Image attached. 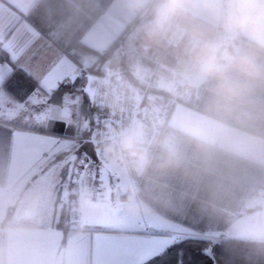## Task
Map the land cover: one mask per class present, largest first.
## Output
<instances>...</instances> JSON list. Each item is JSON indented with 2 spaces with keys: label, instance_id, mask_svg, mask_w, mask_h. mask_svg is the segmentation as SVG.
Returning a JSON list of instances; mask_svg holds the SVG:
<instances>
[{
  "label": "crops",
  "instance_id": "crops-1",
  "mask_svg": "<svg viewBox=\"0 0 264 264\" xmlns=\"http://www.w3.org/2000/svg\"><path fill=\"white\" fill-rule=\"evenodd\" d=\"M157 1L174 10L173 17L170 13L158 17L161 21L163 19L165 27L161 35H166L168 40L167 46L164 43L160 46L164 51L170 52L168 55L171 63L166 53H163L164 58L171 65L176 63L180 67L177 83L170 85L174 82L173 71L165 68L158 76L151 75L150 84L153 82L155 84L152 89L135 75L142 77L145 69L136 72L125 54L119 55L116 62L119 70L117 73H123L126 79L127 85L123 86L124 90L140 97L144 107H151L152 103L157 104L158 98L155 95L153 99H148L150 90L164 97L161 101L163 115L158 111L164 124L163 130L157 148L147 163L146 175L141 177L139 182L144 193L137 210L140 218L133 222L124 218L125 221L115 227L99 216H90L86 223L78 225L80 219L75 216L77 222L72 225L71 231L63 240L61 231L55 227L60 210L54 211L50 224L46 226L9 222L12 212L10 209L9 213L8 209L12 208L11 202L16 192L11 196L12 189L7 187L8 182L4 180V185L0 187V264H93L97 235L139 234L125 230H134L141 224H150L165 230L170 225H175L187 236L214 241L226 238L264 241V194L256 198V201L250 200L252 191L253 195L258 194L260 190L264 191V185L259 186L257 181L259 178L264 179V172L252 165L264 169V138L205 114H214L227 122L264 134V125L261 130L256 116L258 110L264 109V96L261 101L259 96L260 88L261 94L264 95V87L255 86L258 84L255 81L259 80L260 75L250 74L242 67L232 66L229 71L224 70L221 76H201L191 55L194 42L188 39L182 51L178 50L186 35L184 21L187 19V23L199 22V25L210 28L208 31L210 37L217 32L219 16L213 7L214 0H149L148 5L158 3ZM65 3L66 0H0V47L10 42L32 39L33 43L26 56L37 53V60L43 58L44 63L58 66L69 73L70 77L75 78L72 84L74 86L83 75L91 74L88 70L97 61V59L91 61V57L98 58L99 54L111 50L115 52L119 47L129 52L125 48L122 49L121 40L112 48L111 46L129 30L133 21L142 12L135 14L130 12L126 0H113L91 27L83 30L77 28L75 24L67 25L63 22L62 19L70 14L72 9L81 11L75 3L69 2L70 8ZM62 11H65L64 14H58ZM72 34L80 36L82 46L89 49L88 52H78L80 57L76 61L73 58L77 49L69 43L73 40ZM189 36H193L191 31L187 38ZM246 38L253 42L252 39ZM68 46L70 49L67 52L72 54L73 58L62 51V48ZM4 57H7V53H0V61L7 60ZM160 66L161 64L154 68ZM187 67H192L193 71H187ZM126 68L129 69L130 75H127ZM105 74L103 77H107V80L118 75L116 69ZM72 86L55 92L52 98L71 92L76 102L69 103L65 112L71 111L74 115V110L79 109L81 118L77 123L73 117L70 121L59 117L63 112L59 105H52L51 115L57 117L56 119L46 123L38 122L49 127L36 126L37 121L36 127L26 125L22 123L24 117L21 116L24 115L12 120H0L19 125L6 126L8 131L15 134L24 131L23 133L32 135L34 139L44 137L50 139L49 135L55 134L42 133L39 130H55L58 125L64 130L76 129V132L80 130L81 139L77 135L76 138L71 137V140L60 139L58 142L70 141L74 142V145L89 142L95 146L91 142V137L87 140L84 134V131L90 129L89 121L94 117V112L91 113L92 103L83 93L84 85L82 87L78 85L76 88ZM174 88L175 92L178 90L176 95L175 92L172 93ZM188 96L191 97L189 100ZM172 98H175L176 102L168 108L167 105ZM42 109H35L31 114L33 112L36 114ZM250 116L255 118L254 123L247 121ZM141 129L139 119L130 133L139 137ZM12 137L13 135L10 137L9 134V138ZM96 150L93 155L82 153L80 156L82 174L76 178L79 180L76 189L77 185L86 187L91 175L98 174L101 178L100 193L108 190L106 185L110 187L118 182L116 164H120L126 174L119 161L100 158ZM75 159L74 164L77 165ZM103 159L108 172L107 182H104L100 171ZM76 165L75 168L78 167ZM251 171H255L254 177L251 176ZM73 192L69 191L67 203L69 200L74 203L72 211L75 214L78 202ZM58 198L59 193L55 196L56 200ZM106 210L110 209L106 206L100 211ZM239 214L240 217H236ZM7 215L9 220L6 221L7 225L3 226Z\"/></svg>",
  "mask_w": 264,
  "mask_h": 264
},
{
  "label": "rangeland",
  "instance_id": "rangeland-1",
  "mask_svg": "<svg viewBox=\"0 0 264 264\" xmlns=\"http://www.w3.org/2000/svg\"><path fill=\"white\" fill-rule=\"evenodd\" d=\"M158 2V1H157ZM152 7V8H151ZM151 9V10H149ZM150 16L148 17L147 15ZM164 13L169 14L172 17L174 16V10L171 8V10L166 7L164 3H155L151 6H147V8L139 14V16L136 18L135 21L131 24V27L129 30L123 35V38H125L124 45H122V49L125 48L129 52H125L124 50H121L120 47L114 51H110V56L106 60L105 65L103 66L104 73H108L109 70L112 71V69H116V76L114 78L116 80H119V82L122 84V86H126V79L123 75V73H117L119 70H117V63L119 60V55H124L129 62L131 63V67L135 69V71H141V69H145L146 72H142L143 76L139 77L137 74H135L140 81L147 83L148 86H151L153 89L155 87L154 82L150 84L151 81V75L160 74L163 69L167 68L171 71H173L172 79L174 82H171L170 85H173L176 82L177 75L179 76V70L180 67L177 66L175 63L174 65H171V58L168 55L167 51H164L161 49V43H164V45L167 46L168 40H166V35H161V33L164 31V22L163 19H159L158 16L163 15ZM171 17V18H172ZM188 19L185 20V28H186V35L184 37L183 42L181 45H179L180 51L185 43H188V39L191 42H195L196 39L202 38V37H210L208 35V31L210 28H207L203 25H199L198 22L193 23H187ZM163 25V28H162ZM217 32L213 34L212 37L218 35L219 33V18H218V25H217ZM202 29H206L203 30ZM196 30V31H194ZM166 31V30H165ZM192 32L193 36H189L187 38V34L189 32ZM242 38L247 39L245 36H239L235 38L234 44L231 48L232 51H230V54L234 57L231 61H225V69L224 70H230V67H241L240 59L242 57H248L253 60L256 69L259 70L256 71L254 75H260L259 80L255 81V83H258L255 86L258 87H264V56L258 53L253 48L247 46ZM193 39V40H192ZM249 40V39H247ZM250 41V40H249ZM173 42V41H172ZM160 46V47H159ZM158 48V49H157ZM160 48V49H159ZM143 49V50H142ZM155 49V50H154ZM132 50V51H130ZM182 51V50H181ZM163 53H166V55L170 58V63L165 60V55ZM178 53V52H173ZM139 55L141 57H139ZM155 55H158L157 60H153V57ZM143 56V57H142ZM79 53H75V58L79 60ZM92 59H97L94 57H91ZM161 64V66L158 68H154V66H158ZM153 66V67H152ZM187 71H193L192 67H187ZM105 74V75H106ZM193 75V74H192ZM190 75V76H192ZM123 76V77H122ZM189 76V77H190ZM105 77V76H104ZM102 77L101 81L107 80V77ZM246 78V77H245ZM179 81V80H178ZM263 84V85H262ZM177 88V87H176ZM178 91V90H177ZM177 91L175 92V95L177 94ZM71 93V92H69ZM179 93V92H178ZM66 93H62L61 95H57L50 100V106L52 105H59L61 106L63 112L62 115L59 116L62 119L69 120L75 118L76 123L78 122L79 118H81L80 110H74V115L69 112H65V110L68 108V104L71 102H76L75 100H69L67 104L63 102V97ZM13 98L17 101L23 100L24 97L19 92L17 93H11ZM154 95L158 98L157 104L152 103V106L147 107L148 109H154L157 112L159 111L161 115H163V105L161 104V101L164 99L162 94H158L155 92H152L150 90L148 92V99H153ZM73 96V95H72ZM140 96V95H139ZM260 101L262 100L263 94H261V88H260ZM138 97V96H137ZM140 98V97H139ZM191 98V97H190ZM189 96L187 97V100L190 99ZM149 103V102H148ZM158 109V110H157ZM44 111V109H42ZM31 116H35V113H30ZM73 115V116H72ZM24 116H21L23 118ZM252 116H250L247 121L250 123H254ZM0 119H8L7 115H5L3 118ZM22 123H25L26 125H29L31 127H49V125H41L36 124L35 126V119H23ZM253 131V130H250ZM24 131H21V133H13L12 131H9L10 137L13 135L12 138H9L8 143V149H7V156H6V165L5 168V180L8 182V188L12 189L10 191L11 196L16 192L15 198L11 202L12 207V217L10 218L9 222L11 223H21V224H32V225H42L46 226L50 224L52 219V214L54 211H59L63 206L67 203V195L69 191H77V202H78V210L75 212H71V221H73L74 217H78L79 222L78 225L84 224L88 221L90 216L100 217V219L106 220L109 222V224L114 225L117 227L120 222L125 221V219H128L129 222H133V220H137L140 218L137 211L135 213L129 212L127 209L121 207L119 203H117V198L119 196V199H124L121 196L122 189L128 184V178L126 174L124 173L123 168L120 166V164H116L117 174H118V182L115 185H112L108 187V190H112V195L110 196V203L107 205V207L110 210L106 211H100V210H93V209H83L80 207L78 197L82 189L85 187H82L80 185L76 184L79 181L74 176L75 169H79L82 174V164L77 162V165L74 164V159L76 156V150H73L74 148V142H66V143H59L58 140L65 139V140H71V137H61L59 135H49L50 139L44 138H36L34 139L32 135H29L27 133H23ZM60 132L62 133L63 130ZM66 134H72L71 131H64ZM82 132L80 130L77 131V135H79V138L81 139ZM252 134V133H251ZM75 135V134H73ZM78 138V139H79ZM73 141V140H72ZM72 143V144H71ZM77 144V143H76ZM77 144L76 146H78ZM97 155L99 156L98 150H96ZM100 158L102 156H99ZM105 160L107 157H103ZM105 160L103 159L102 165L100 168V171L102 173L104 182L108 181V172L105 169ZM115 164V163H112ZM78 166L75 168V166ZM98 175V174H96ZM99 176V175H98ZM259 186L264 185V179L259 178ZM263 179V180H262ZM253 187V186H251ZM256 188L258 187L255 186ZM255 189V188H253ZM251 189V190H253ZM59 193L58 200L55 199L56 194ZM264 191L260 190L258 191V194L253 195V191L250 194V200L256 201L258 197L263 196ZM4 202V201H3ZM3 204V203H2ZM252 205V204H251ZM125 218V219H124ZM76 224V223H74ZM124 227H127V225H124Z\"/></svg>",
  "mask_w": 264,
  "mask_h": 264
},
{
  "label": "snow or ice",
  "instance_id": "snow-or-ice-1",
  "mask_svg": "<svg viewBox=\"0 0 264 264\" xmlns=\"http://www.w3.org/2000/svg\"><path fill=\"white\" fill-rule=\"evenodd\" d=\"M32 39L23 42L14 41L0 47V53H7V60L0 61V118L35 119L46 123L57 117L51 115L52 95L60 86L71 87L74 77L51 63H44L43 58L36 59L37 53L26 56L31 48ZM23 92V100H15L11 93L13 88ZM75 100L71 93H66L63 102ZM43 108L44 111L30 113ZM126 232L139 233L120 236L114 233H102L96 236V251L93 264H184L185 252L178 246L188 242L191 237L175 225L168 229H159L154 225L141 224L134 230ZM177 248L175 259L170 252Z\"/></svg>",
  "mask_w": 264,
  "mask_h": 264
},
{
  "label": "clouds",
  "instance_id": "clouds-1",
  "mask_svg": "<svg viewBox=\"0 0 264 264\" xmlns=\"http://www.w3.org/2000/svg\"><path fill=\"white\" fill-rule=\"evenodd\" d=\"M149 0H126V6L132 13L143 12ZM214 9L219 16V33L214 37H202L195 40L191 55L195 68L203 77L221 76L225 61L234 57L230 49L235 38L246 36L255 45L264 49V0H214ZM241 67L244 71L255 74L257 69L252 59L242 57ZM105 154L115 161L126 165L136 177H145L147 153L142 141L133 133L122 132L111 143L104 145ZM141 185L130 180L122 189L124 199L117 198V203L131 213L138 210L143 195ZM112 190L97 193L91 188L81 190L78 201L83 209L102 210L110 203Z\"/></svg>",
  "mask_w": 264,
  "mask_h": 264
},
{
  "label": "trees",
  "instance_id": "trees-1",
  "mask_svg": "<svg viewBox=\"0 0 264 264\" xmlns=\"http://www.w3.org/2000/svg\"><path fill=\"white\" fill-rule=\"evenodd\" d=\"M112 1L113 0H66L65 5L69 7L71 6L69 2L75 3L77 6L81 8V11L72 9L70 14H67L62 20L67 25L75 24L77 28L80 27L83 30L88 29L89 27H91L93 22L99 16L103 14V12L109 7ZM61 10L62 8L59 9V11ZM63 12L65 11L58 12V14L63 13ZM123 35L120 38H118L116 42L112 44L111 48L115 45V43L117 44L119 40H121V44L124 45L125 38H123ZM72 37H73V40L69 43L70 45L74 47V49H77V52H82V51L88 52L89 51L88 48L82 46L80 42V36L76 34L75 35L72 34ZM242 40L247 46L253 48L258 53L264 56V49L258 48L254 42H251L245 38H242ZM69 49L70 48L68 46V48H62V51H64L65 53H68L67 51ZM68 55L73 58L72 54L68 53ZM109 56H110V52L108 51L105 53L99 54L97 61L91 68H89L88 71L91 74L101 79L103 75L105 74L103 71L104 62L109 58ZM4 58L7 59V57H4ZM73 59L74 61H76V58H73ZM126 71L128 72L129 69L126 68ZM127 75H130L129 72L127 73ZM84 83H85V75H83L79 79V81L72 87L76 88V86L78 85L82 87ZM65 88L67 87H65L64 85H61L60 90L57 92H61ZM13 92L14 93L19 92L21 95H23V92L15 87L13 88ZM263 105H264V101H263ZM93 112H94V109L93 111L91 110V113ZM205 114L209 115L210 117L216 118L220 121H223L225 123H228L229 125L240 128L246 132H249V133H252L254 135L264 138V134L261 132L250 131L249 129L242 128L233 123L220 119L219 117L211 113H205ZM256 116L258 117V123L260 125V129L262 130L261 127L264 125V109L258 110ZM89 123H90V129L84 131V134L87 140L89 139V137H91V132L94 128V117L90 119ZM6 126L17 127L19 125L16 124L15 122H8V121L0 120V187L4 185V180H5L4 166L6 165V156H7L9 134H10ZM60 130L61 131L63 130V132L61 133ZM39 131L42 133H51V134H55L59 136H67V137H75V138L77 137L76 129L64 130L62 129V126L60 125H58L55 130L41 129ZM64 131H71L72 134H69V133L66 134ZM76 145L77 144L74 145V147L76 148L73 149V150H76L75 152L77 156V158L75 159L76 161L75 163L79 161L82 153H88V154L90 153L91 155H93V153L97 149L96 146L92 145L89 142H81L79 143L78 146ZM252 165H254V167H256L257 169H260V171L264 172L263 168L255 164H252ZM254 174H255V171H251L252 177L255 176ZM252 182H253V178H251V186H253ZM73 195L75 194L73 193ZM73 206H74V203H72V201L69 200L68 203H66V205L60 209L59 216L55 224V227L61 231L63 235V240L67 236V233L71 231L72 225L75 223L74 221H71V212H73L72 211ZM10 209L12 208L8 209L9 213L12 212V210L10 212ZM240 215L241 214L237 215L236 217H240ZM9 219L7 215L4 218L2 225L3 226L7 225L6 221H8ZM178 247L180 249H183L185 252V255L183 257L184 264H264V241H259V240H242V239L226 238V239H220V240L214 241V240H210L207 238L191 237V239L188 242H185L183 245H180ZM176 250L177 248H173L170 252V256L172 259H175Z\"/></svg>",
  "mask_w": 264,
  "mask_h": 264
},
{
  "label": "built area",
  "instance_id": "built-area-1",
  "mask_svg": "<svg viewBox=\"0 0 264 264\" xmlns=\"http://www.w3.org/2000/svg\"><path fill=\"white\" fill-rule=\"evenodd\" d=\"M157 59L158 55H155L153 60ZM175 90L176 88L172 90V93ZM175 102L176 99L172 98L167 105L168 108H171ZM92 106L94 128L91 132V142L95 144L99 156L109 158L104 152V145L111 143L120 133L130 132L136 121L140 119L142 129L138 138L146 149L147 163L151 160L164 126L162 118L156 110L144 107L142 99L125 91L119 80L114 77L103 82L100 81L94 94ZM120 163L123 165L129 181L135 179L139 183L141 177H136L124 163ZM74 175L76 178L81 176V171L76 169ZM100 182V176L93 174L86 187L100 193ZM73 193L77 195L76 190ZM73 221L76 223L77 219L74 218Z\"/></svg>",
  "mask_w": 264,
  "mask_h": 264
},
{
  "label": "water",
  "instance_id": "water-1",
  "mask_svg": "<svg viewBox=\"0 0 264 264\" xmlns=\"http://www.w3.org/2000/svg\"><path fill=\"white\" fill-rule=\"evenodd\" d=\"M101 79L93 74H87L85 76V84L83 93L87 97V100L92 103L94 100V94Z\"/></svg>",
  "mask_w": 264,
  "mask_h": 264
}]
</instances>
